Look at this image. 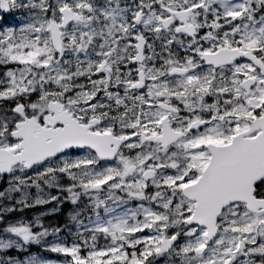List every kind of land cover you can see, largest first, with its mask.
<instances>
[{
    "label": "snow or ice",
    "instance_id": "obj_1",
    "mask_svg": "<svg viewBox=\"0 0 264 264\" xmlns=\"http://www.w3.org/2000/svg\"><path fill=\"white\" fill-rule=\"evenodd\" d=\"M5 179L0 264H264V0H0Z\"/></svg>",
    "mask_w": 264,
    "mask_h": 264
},
{
    "label": "rangeland",
    "instance_id": "obj_2",
    "mask_svg": "<svg viewBox=\"0 0 264 264\" xmlns=\"http://www.w3.org/2000/svg\"><path fill=\"white\" fill-rule=\"evenodd\" d=\"M55 183L56 182L53 181V184H55ZM6 186H7V179H5L4 183H0V190L4 189ZM53 188H55V187L53 186ZM27 191L29 193L30 199L48 198V196H49L45 192H43L42 187L38 190L36 187L32 186V187L28 188ZM53 195H55V194H53ZM20 196H21V193L19 191H17V192H15L14 195L10 194L8 200H5L3 203H15L16 202L15 197H20ZM40 211H42V210H36L35 213H38ZM29 218H31V217H29ZM49 238L51 239V237H49ZM50 258H55V254H53V257H50Z\"/></svg>",
    "mask_w": 264,
    "mask_h": 264
},
{
    "label": "trees",
    "instance_id": "obj_3",
    "mask_svg": "<svg viewBox=\"0 0 264 264\" xmlns=\"http://www.w3.org/2000/svg\"><path fill=\"white\" fill-rule=\"evenodd\" d=\"M44 190H45L46 193L55 192L53 189H51V187H48V186H45V187H44ZM39 209H41V208H40V207H37V208L27 209V210H25V212H26V214H27L28 216H31L33 210H39ZM65 211H66V209L63 207V208H62V212H61V214H59L58 217H57L61 223L63 222V218H64V213H65ZM18 214H19V213H18ZM0 227H2V225H0ZM31 248H33V249L36 250L37 252L40 250V246H39V245H35V244H33V245L31 246Z\"/></svg>",
    "mask_w": 264,
    "mask_h": 264
},
{
    "label": "flooded vegetation",
    "instance_id": "obj_4",
    "mask_svg": "<svg viewBox=\"0 0 264 264\" xmlns=\"http://www.w3.org/2000/svg\"><path fill=\"white\" fill-rule=\"evenodd\" d=\"M70 206H72L71 204H70ZM70 227L72 228V226L70 225ZM74 230V229H73Z\"/></svg>",
    "mask_w": 264,
    "mask_h": 264
}]
</instances>
